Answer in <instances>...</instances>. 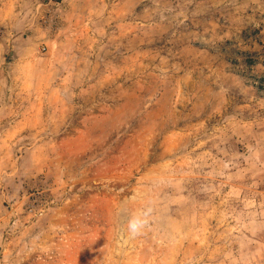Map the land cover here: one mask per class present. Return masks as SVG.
I'll use <instances>...</instances> for the list:
<instances>
[{"label":"rangeland","instance_id":"rangeland-1","mask_svg":"<svg viewBox=\"0 0 264 264\" xmlns=\"http://www.w3.org/2000/svg\"><path fill=\"white\" fill-rule=\"evenodd\" d=\"M0 264H264V0H0Z\"/></svg>","mask_w":264,"mask_h":264},{"label":"clouds","instance_id":"clouds-1","mask_svg":"<svg viewBox=\"0 0 264 264\" xmlns=\"http://www.w3.org/2000/svg\"><path fill=\"white\" fill-rule=\"evenodd\" d=\"M154 213L152 202H149L144 208L132 213L126 224L127 239L133 240L143 235L145 230L151 226V217ZM122 229V233H123Z\"/></svg>","mask_w":264,"mask_h":264}]
</instances>
